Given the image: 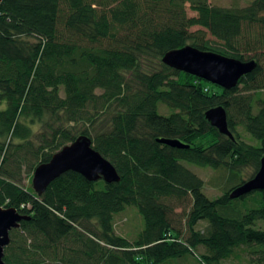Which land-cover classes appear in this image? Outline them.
Returning <instances> with one entry per match:
<instances>
[{
  "label": "trees",
  "instance_id": "trees-1",
  "mask_svg": "<svg viewBox=\"0 0 264 264\" xmlns=\"http://www.w3.org/2000/svg\"><path fill=\"white\" fill-rule=\"evenodd\" d=\"M187 45L257 66L225 89L162 61ZM220 105L233 139L206 117ZM81 135L121 180L70 170L37 194L35 169ZM263 155L264 0L1 2L0 206L26 216L10 230L7 264H167L199 246L201 264H222L242 247L264 261V190L230 197ZM182 161L219 173L223 193L208 196ZM127 206L144 219L133 241L115 230ZM177 208H188L185 232Z\"/></svg>",
  "mask_w": 264,
  "mask_h": 264
},
{
  "label": "water",
  "instance_id": "water-1",
  "mask_svg": "<svg viewBox=\"0 0 264 264\" xmlns=\"http://www.w3.org/2000/svg\"><path fill=\"white\" fill-rule=\"evenodd\" d=\"M2 1L0 0V4ZM162 61L172 68L225 89L235 87L242 76L252 72L257 66L254 59L243 61L213 51L200 50L192 45L167 52ZM206 117L220 133L234 138L228 125L227 111L223 106L209 109ZM158 141L173 147L189 146L179 139L160 138ZM70 170L80 173L89 181L104 179L111 183L121 180L116 167L94 148L91 138L81 135L55 153L49 162L42 163L35 169L32 177L33 189L41 195L52 181ZM256 190H264V155L257 173L235 188L230 197L237 198ZM25 218L26 216L15 208L0 206V264H7L3 257L4 248L10 242V230L19 227Z\"/></svg>",
  "mask_w": 264,
  "mask_h": 264
},
{
  "label": "rangeland",
  "instance_id": "rangeland-1",
  "mask_svg": "<svg viewBox=\"0 0 264 264\" xmlns=\"http://www.w3.org/2000/svg\"><path fill=\"white\" fill-rule=\"evenodd\" d=\"M252 0H209L213 5L220 6H245L248 5ZM190 15L196 14L194 11L188 9ZM197 27H194L196 29ZM211 38V37H210ZM169 107L159 104V112L162 114L170 113ZM182 163L191 169L193 172L202 177L205 181V186L203 188L204 192L211 198L220 196L223 191L220 187H215L216 178L219 173L215 170L206 167L199 166L188 161H182ZM33 177V176H32ZM23 184L25 186L30 185V175L25 174L23 179ZM190 204V203H186ZM188 206V205H187ZM188 213V208H177L176 215L179 218V226L185 232V216ZM206 221H200L196 228L203 229L206 226ZM144 228V219L142 215L138 212L137 208L134 206H127L123 211L118 213L115 217V230L118 234L127 237L129 240L133 241L136 239L138 233ZM206 249L203 246H199L196 249V254L205 253ZM196 254H188L177 260H171L167 264H201L197 258ZM260 254L251 253L247 248L242 247L235 251L230 258L222 261V264H264V261L259 260Z\"/></svg>",
  "mask_w": 264,
  "mask_h": 264
}]
</instances>
